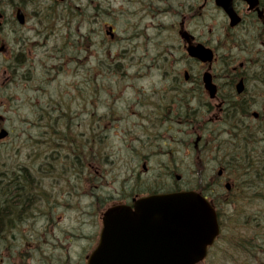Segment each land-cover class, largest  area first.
<instances>
[{
  "label": "flooded vegetation",
  "instance_id": "flooded-vegetation-1",
  "mask_svg": "<svg viewBox=\"0 0 264 264\" xmlns=\"http://www.w3.org/2000/svg\"><path fill=\"white\" fill-rule=\"evenodd\" d=\"M69 1L0 0V134L5 131L0 137V166L19 172L16 176L0 175V193L11 189L9 209H19L34 222H23L17 216L10 219L13 223L7 219L0 222V260L5 264H75V256L77 264H87V256L69 251L72 242L62 244L57 252L60 240L56 238L59 244H54L47 236L55 235V216L60 210V214H83L85 201L88 212L92 208L91 214L98 215L102 224L111 206L130 205L135 198L150 194L145 171H139L132 186L117 172L115 165L122 159L118 145L133 152L135 141L147 145L141 135L148 129L156 130L157 142L160 133L166 136L172 127L184 126L183 119L198 118L199 114L211 120L229 118L231 100L264 101V90L256 94L250 84L264 74V0H230L240 18L235 26L219 4L229 0H73L75 8ZM62 9L71 16L66 24ZM76 20L79 30L73 31ZM59 23L64 24L60 29ZM76 33L78 40L72 41ZM199 44L215 53L214 64L193 55ZM89 50L110 59L105 73L111 79L109 85H102L101 59L95 57L94 66L86 55ZM149 54L145 65L133 57ZM231 55H236L233 58L239 60L238 65L230 63ZM131 60L135 68L127 66ZM131 67L147 69L139 79L155 73L158 83L150 84L148 90L131 83L128 88L134 95L126 100L118 81L122 78L124 82L129 75L135 79L141 73L123 72ZM208 69L217 85L214 99L208 97L203 84ZM230 71L238 78L234 90ZM239 79L244 80L242 94L236 91ZM203 95L208 103L200 106ZM131 114L137 119L127 124ZM70 117L78 120L74 127L68 122ZM145 120L150 122L145 124ZM185 124L196 128L193 123ZM254 124L249 129L262 133V124ZM15 142L18 146L36 142V147L12 148ZM104 148L109 151L105 163ZM4 149L8 153L4 154ZM61 155L65 158L60 159ZM140 160L144 170L150 158ZM109 173L114 174L111 181L106 179ZM228 181L232 184L226 193L229 203L236 185ZM110 183L116 189L123 185L130 190L108 196ZM71 197L77 201L69 200ZM260 225L245 219L239 239L228 241L229 246L239 244V255L221 258L228 264H264ZM98 239L99 235L92 246Z\"/></svg>",
  "mask_w": 264,
  "mask_h": 264
},
{
  "label": "rangeland",
  "instance_id": "rangeland-1",
  "mask_svg": "<svg viewBox=\"0 0 264 264\" xmlns=\"http://www.w3.org/2000/svg\"><path fill=\"white\" fill-rule=\"evenodd\" d=\"M78 4V2L76 3ZM68 5L70 7L75 8V3L73 0H70ZM39 10H42V8L39 6ZM64 11L63 13V23L66 24L68 20L71 18L67 11L62 9ZM54 13V9H53ZM63 23H59L57 25V28L60 29L61 26H63ZM65 30V29H64ZM79 30V24L76 20L73 23V31ZM77 33L73 34L72 41H77ZM168 35V33H167ZM166 35V36H167ZM90 60V62H94V66L96 65V59L101 57L98 52L92 54V50L87 51L86 54ZM130 55V54H129ZM149 55H133V57L137 61H142V63L145 65L148 63V56ZM155 54L151 58H154ZM106 61V60H104ZM238 64V62H237ZM70 67H73L75 65L71 64ZM103 66V73L105 74V65ZM127 66H134V61L131 60L130 63L127 64ZM147 70V69H144ZM144 70H137L133 69L131 67V70L123 71L124 73L132 74L141 72L138 77H134L135 79H131L130 75L126 80L123 82V79L121 78L118 81V84L122 86L124 89L122 91V95L126 96V100H129L133 95L134 92L132 89L128 88V85L131 83H136L138 86H140L143 89H147L150 87V84L158 83V78L155 73L151 75H146L144 77ZM118 79V75L116 77ZM139 79V80H138ZM160 86L158 87V89ZM153 89H156L154 87ZM106 100V99H105ZM207 99L203 95L201 96V100L199 102V105H205L207 104ZM261 106L257 105L255 107L256 111L260 112ZM137 113H141V109H135ZM150 110L149 112H151ZM133 117V118H132ZM137 119V116L131 114V117L128 119V123H131L132 121L135 122ZM202 121L204 118H201L200 115L198 118L185 120L183 119L184 126L178 125L176 127H172L170 130L166 132L165 135H161L158 141H154V138L158 136L155 129H148L145 134H142L143 142L147 144L146 146H142L138 141L134 142V151L130 152L126 148L122 147L121 145H118L117 149L120 152V155L122 156V159L116 163L115 168L117 169V172H121V178L126 177V182L132 186L136 184L137 174L140 172L145 171V174H147L148 178H150V187H154L156 189H164L165 191L173 188L174 186L180 185L184 189H196L198 186V171L200 170V162H203L204 169L206 168V171L208 172V181L210 182V188L211 190H207L208 196L211 198L214 196H220L224 195V180H213L215 174H217L219 165L216 163V159L220 160L217 156L218 149L215 147H211L207 149V151L204 153V147L201 146V149L199 152L195 151L193 147V141L195 140V131L196 129H192L188 124H185V122L193 123L196 126V121L199 120ZM150 120H145V124L149 123ZM221 125V123H219ZM218 125V128H219ZM229 136V135H228ZM36 142L29 143L26 146L17 145L16 142L12 146V148L18 147V148H35ZM115 150V151H116ZM114 151V152H115ZM23 152H26V150H23ZM106 152L109 155V151L106 149ZM2 155V151L0 152ZM3 153L6 154L8 151L3 150ZM13 153V152H12ZM197 153V154H196ZM203 154L204 156H200L198 160V155ZM149 157L150 160L147 163V168H142L141 158L142 157ZM56 157V156H55ZM106 157V154L104 155ZM15 158V156H14ZM65 158L64 155L60 156V159ZM111 158V157H110ZM113 158V157H112ZM176 163V164H175ZM0 164H3V162L0 161ZM113 173H109L106 176L107 180H110L113 178ZM177 175L180 176L179 179H177ZM249 176L250 173H247L246 176ZM224 179L228 180L232 176L229 174H225ZM237 177V176H236ZM238 178V177H237ZM256 179V178H255ZM197 180V181H196ZM243 183V182H242ZM203 185L206 184V182L202 183ZM218 184V185H216ZM253 186V185H252ZM117 186L113 185L112 183L109 184V191L108 196L117 197L116 193L119 192H127L130 190V188H127L123 185L120 186L119 189H116ZM140 189V186L137 187ZM136 188V189H137ZM251 187H249V184L243 183L236 186V188L232 191L231 195V201L230 205L224 204L223 208L224 213L229 216L231 215L232 221L234 220L235 213H240L243 216V220H241L240 223L232 222L231 221V227L227 228L223 231V234L217 243V245L214 247L212 253L209 256V260L207 264H228L225 260H223L221 257L227 253L230 255H239L238 250H236L233 246L228 245V241L232 242L233 239L238 238L239 232H240V224L244 222L245 219L250 218L254 216L255 214H259L264 216V214H260L257 212L258 210L264 213V205L261 203L262 198L259 196L261 195L264 197V194H260L259 191L254 192V190H250ZM224 199L227 197L223 196ZM69 200L76 202V198H69ZM83 201V200H82ZM86 205L83 214H80L79 211H66L65 213L60 214L59 212H62L60 210L56 216L55 220L58 225V227L55 230V235L51 238H49V235L47 236L48 240H53L54 244H59L58 240H60L61 245L57 247V252L59 248L62 246V244L67 242H72V248L71 250L72 255H79L82 254L84 256H88L92 249L95 247L92 246V244L95 243L94 239L96 236L98 237L99 232L101 230L102 224L101 220H99L98 215L91 214L92 208L89 209V212L87 210L88 205L85 201L82 202ZM226 203V202H225ZM251 208V210L247 208ZM89 208V207H88ZM227 208V210H226ZM241 219V217H240ZM45 221L42 222V229L45 227ZM73 233V235H71ZM81 234V240L78 239L79 235ZM58 240H57V239ZM71 240V241H70ZM49 248V247H48ZM50 252V250L48 249ZM61 252H63V249H60ZM230 251V252H229ZM59 254V253H58ZM76 261L75 264H77V256H75ZM0 264H5V262H1ZM6 264H12L10 262H6ZM55 264H58V262H55ZM238 264V261L236 262Z\"/></svg>",
  "mask_w": 264,
  "mask_h": 264
},
{
  "label": "water",
  "instance_id": "water-1",
  "mask_svg": "<svg viewBox=\"0 0 264 264\" xmlns=\"http://www.w3.org/2000/svg\"><path fill=\"white\" fill-rule=\"evenodd\" d=\"M220 4L232 18L231 24H237L231 3ZM194 54L203 61L213 59L212 51L204 46ZM204 82L214 97L216 86L210 73L204 74ZM242 88L239 83L238 91ZM219 232L216 211L200 193L154 194L133 207L118 205L105 212L100 241L87 264H197Z\"/></svg>",
  "mask_w": 264,
  "mask_h": 264
},
{
  "label": "trees",
  "instance_id": "trees-1",
  "mask_svg": "<svg viewBox=\"0 0 264 264\" xmlns=\"http://www.w3.org/2000/svg\"><path fill=\"white\" fill-rule=\"evenodd\" d=\"M101 60H99V63H102V65H107L110 62V59L108 56L103 54L100 57ZM106 60V61H104ZM227 62V61H226ZM233 60L231 59L230 56V63H232ZM103 70V66H101ZM109 72L107 68H105V73ZM231 78H233V72L230 71ZM102 85L104 86L109 85L111 83V79L107 77L105 74H102ZM253 90L255 91L256 94H259L261 90H264V78L260 79L259 77H254L253 80L250 82ZM254 94V93H253ZM102 97H104V93L102 94ZM253 105H259V103L255 102H249V104L241 103L238 107H231L230 106V116L227 119H222L221 121H217L215 127H213V130L208 129V132H204L203 130H200L199 132L203 133L204 137V142H203V147H204V153L207 151V149L211 148L212 146L218 149L217 156L220 158V160L216 159V163L220 166H222L226 174H229L232 176L233 180H235V185L238 186L239 184L246 183L249 184L250 190H254V192L259 191L260 194H264V130L262 133H256L254 129L250 130L249 125L252 124L254 126L253 120L250 119V110ZM261 109L259 113V121L257 123H261L262 126L264 127V102L260 104ZM64 107V106H63ZM77 119H73L70 117L68 119V122L70 126L74 127L75 126V121ZM224 121H226L224 123ZM227 121L229 122L230 126L233 128V132L231 135H224L220 132L224 126L227 125ZM78 122V120H77ZM221 123V125H219ZM199 129H203L201 126V121L199 120ZM219 125V128H218ZM210 126V125H208ZM206 129V128H205ZM240 129H244V131L239 133ZM55 130L57 131V126L55 125ZM258 143H261L260 148H256ZM106 154V157L104 155ZM204 156L203 154H200V156ZM199 156V158H200ZM103 157H104V163L106 162V159L109 158L108 153L106 152V149L104 148L103 151ZM205 157V156H204ZM74 157H70L72 159ZM198 158V160H199ZM78 159L80 160V157L78 156ZM86 166V164H84ZM3 166H0V175H7V176H16L19 174L16 170H13L12 168H6L3 169ZM8 169V170H7ZM248 169V170H247ZM247 170V172H246ZM250 173L251 175H254L256 179H253L250 181V177L246 174ZM199 174L198 178V186L196 187L197 190L207 193V190H211L210 188V182L208 181V172L206 171V168L204 169L203 162H200V170L198 171L197 175ZM238 178H237V177ZM215 178L217 177V174L214 176ZM197 181V180H196ZM206 182L205 185L202 183ZM243 182V183H242ZM21 185V184H20ZM218 185V184H216ZM253 185V186H252ZM146 190L150 192H157L162 189H156L154 187H150V182L148 187H146ZM11 189L5 193L2 194L0 193V201L5 204L7 208L8 201L11 199L12 194L10 193ZM230 196V195H229ZM262 200L261 203L264 205V197L259 195ZM227 197V195L225 196ZM215 207L218 210L220 221L222 224V227L225 229L230 228L228 224H231V215H227L226 212L224 213L223 206L224 204L230 205L229 203H225V200L222 195L220 196H215L213 198ZM227 210V208H226ZM260 214H264L261 211L259 212ZM14 215L6 214L5 219H0V222L2 221H7L9 223H13L10 221ZM234 220L232 222L240 223L241 220H243V216L240 213H235L234 215ZM241 217V219H240ZM256 217V219H255ZM254 218V219H253ZM247 222H250L252 224H261V229L264 233V216L262 215H257L255 214L254 216L247 218ZM236 239H239L236 237ZM237 241V240H236ZM41 243V241H40ZM236 250L239 249V244L236 242V244L232 245ZM42 249V247L40 248ZM229 254V253H227Z\"/></svg>",
  "mask_w": 264,
  "mask_h": 264
},
{
  "label": "bare ground",
  "instance_id": "bare-ground-1",
  "mask_svg": "<svg viewBox=\"0 0 264 264\" xmlns=\"http://www.w3.org/2000/svg\"><path fill=\"white\" fill-rule=\"evenodd\" d=\"M260 79L264 78V74H262L261 76H259ZM250 101H247L245 99H234L231 100L230 105L229 106H233V107H238L241 103H245L246 105L249 104ZM241 131L243 132L244 129H240L239 133H241ZM220 132L224 135H231L233 132V128L230 125H226L224 126V128H222V130H220ZM176 164V163H175ZM174 188H177V186H174ZM6 214H10V215H14L17 216L18 218L22 219L23 222H27V223H32L33 221H31V219L27 218L26 216H24L22 213H20L19 209H9L5 206V204L3 202L0 201V218L3 215ZM34 223V222H33Z\"/></svg>",
  "mask_w": 264,
  "mask_h": 264
}]
</instances>
